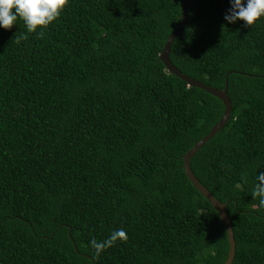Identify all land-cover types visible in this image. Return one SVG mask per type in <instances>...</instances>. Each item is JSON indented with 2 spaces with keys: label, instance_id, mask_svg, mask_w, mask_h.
Returning <instances> with one entry per match:
<instances>
[{
  "label": "trees",
  "instance_id": "1",
  "mask_svg": "<svg viewBox=\"0 0 264 264\" xmlns=\"http://www.w3.org/2000/svg\"><path fill=\"white\" fill-rule=\"evenodd\" d=\"M186 2L169 60L227 81L231 101L190 168L227 203L232 264H264V18L228 24L229 0ZM181 18L179 0H68L43 37L0 28V264L225 263L222 220L183 170L225 107L160 60ZM117 228L127 239L96 255L90 241Z\"/></svg>",
  "mask_w": 264,
  "mask_h": 264
},
{
  "label": "clouds",
  "instance_id": "2",
  "mask_svg": "<svg viewBox=\"0 0 264 264\" xmlns=\"http://www.w3.org/2000/svg\"><path fill=\"white\" fill-rule=\"evenodd\" d=\"M67 3L68 0H0V28L10 29L22 20L28 33L43 37L44 30L58 19ZM229 4L224 14L228 24L243 21L245 26H252L264 18V0H229ZM252 196L258 197L259 206L264 208V172L256 175ZM126 239V231L117 228L103 241L92 239L90 246L100 255L105 248Z\"/></svg>",
  "mask_w": 264,
  "mask_h": 264
},
{
  "label": "water",
  "instance_id": "3",
  "mask_svg": "<svg viewBox=\"0 0 264 264\" xmlns=\"http://www.w3.org/2000/svg\"><path fill=\"white\" fill-rule=\"evenodd\" d=\"M179 1L181 3V8H182L181 22L179 26L167 38L164 48L160 54V60L164 64L165 68L167 69L169 73L175 75L176 77L184 81L189 87H197L199 89L206 91L212 96L218 98L225 107L223 115L218 121V123L201 140L196 142L195 145L189 151H187V153L183 156V170L185 172L187 179L190 181L193 187L211 204L214 210H216L217 213L219 214V217L222 220V223L225 227L227 238H228V243H229L228 256L224 264H232L234 256H235L236 245H235V240L233 236V230L230 225L229 218L227 217V214L225 212V206L227 203L222 204L219 201H217L212 196V194L199 183V181L197 180V178L195 177V175L193 174L190 168V159L194 156L197 150H199L207 141H209L217 132H219L230 119L231 101L227 95V81H225V86L222 90L212 88V87H209L203 84L200 81H196L182 74L170 62L169 53L171 49V44L174 41V39L182 32V30L184 29L187 23V19H188L187 2L186 0H179Z\"/></svg>",
  "mask_w": 264,
  "mask_h": 264
}]
</instances>
